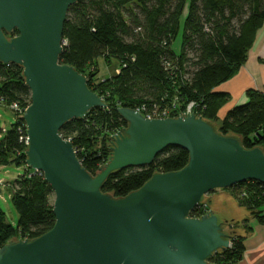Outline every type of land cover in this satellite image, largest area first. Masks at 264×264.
Listing matches in <instances>:
<instances>
[{
    "label": "water",
    "instance_id": "obj_1",
    "mask_svg": "<svg viewBox=\"0 0 264 264\" xmlns=\"http://www.w3.org/2000/svg\"><path fill=\"white\" fill-rule=\"evenodd\" d=\"M77 1L0 0V61L21 66L31 91L23 116L26 164L51 185L56 217L41 236L0 247V264H210L235 238L229 221L242 216L232 207L199 217L192 210L215 190L264 183V150L246 148L202 116L148 118L120 106L128 126L112 135L111 155L96 175L88 172L61 134L67 122L107 107L88 78L60 60L68 11ZM170 146L189 152L182 169L155 173L123 197L101 190L110 174L148 166Z\"/></svg>",
    "mask_w": 264,
    "mask_h": 264
},
{
    "label": "trees",
    "instance_id": "obj_2",
    "mask_svg": "<svg viewBox=\"0 0 264 264\" xmlns=\"http://www.w3.org/2000/svg\"><path fill=\"white\" fill-rule=\"evenodd\" d=\"M263 26L264 0H78L68 11L60 60L84 74L89 88L103 97L107 107L67 122L61 134L73 142L88 172L96 175L111 155V135L128 126L118 107L145 112L167 109L170 116L178 117L193 103L194 111L219 133L237 137L246 148L264 150V92L248 89L247 102L221 116L230 96L216 90L245 64ZM17 34L15 30L9 36ZM100 61L115 65L114 73L97 78ZM30 102L23 68L0 61V105L25 109ZM12 113L15 122L10 129H0V167L15 165L24 171L7 184L18 213L15 225L6 221L0 204V247L35 239L56 221L51 185L43 173L26 164L28 145L21 139L26 135L25 120ZM188 161L187 150L170 146L148 166L110 174L101 190L123 197L155 173L180 170ZM228 189L264 224V183L248 180ZM204 200L192 210L193 216L211 210ZM229 222L235 238L227 250L209 259L210 264H240L243 259L246 236L237 234L239 222ZM243 223L250 234L253 228L247 220Z\"/></svg>",
    "mask_w": 264,
    "mask_h": 264
},
{
    "label": "crops",
    "instance_id": "obj_3",
    "mask_svg": "<svg viewBox=\"0 0 264 264\" xmlns=\"http://www.w3.org/2000/svg\"><path fill=\"white\" fill-rule=\"evenodd\" d=\"M248 89H257L264 92V26L258 31L245 64L231 79L216 87L217 91L228 93L230 96L229 101L221 110V116H224L233 107L245 104ZM211 200L214 203L222 201L220 203L221 208H228L223 202L225 200L230 202L233 197L224 190H217L211 194ZM232 204L233 208L242 216L238 227H236L238 235L246 236L244 240L245 253L240 264H264V224L259 223L251 215V212L245 208L239 207L235 202ZM212 208L210 207V209ZM244 220H247L248 226L253 228L250 234H247Z\"/></svg>",
    "mask_w": 264,
    "mask_h": 264
},
{
    "label": "rangeland",
    "instance_id": "obj_4",
    "mask_svg": "<svg viewBox=\"0 0 264 264\" xmlns=\"http://www.w3.org/2000/svg\"><path fill=\"white\" fill-rule=\"evenodd\" d=\"M180 42H176L174 45V49L178 52L180 49ZM115 71V65L112 66H108L106 65L104 62L100 61V65H99V72L97 74V78L101 79L104 77H107L109 75H112ZM9 108V109H8ZM4 107L3 105H0V129L3 130V132H6L10 129L11 125L15 122V117L12 113V109L10 107ZM14 112V111H13ZM215 125L219 128L220 127V123L215 122ZM24 171L23 167H17L15 165H8V166H1L0 167V204L2 206V209L5 212V216H6V221L10 224H16V222L18 221V213L13 205V201H12V189L7 187V184L9 182H13L15 181L19 175L22 174V172ZM220 190H224V192H228V194L231 195V197H233V200L230 202L228 200H225L223 203L229 208L232 207L233 208V204L232 203H237V205L239 207H243L246 210H248L249 212H251L249 209H247L246 206L244 205H240L239 200L234 196V192L231 189H218V191ZM217 191V190H215ZM214 191V192H215ZM213 192L209 193L208 195H206V198L204 200V203H208L210 205V207H221L220 203H222V201L220 203L218 202H213L211 200V194ZM54 200V197H53ZM208 205V206H209ZM205 209V208H204Z\"/></svg>",
    "mask_w": 264,
    "mask_h": 264
},
{
    "label": "built area",
    "instance_id": "obj_5",
    "mask_svg": "<svg viewBox=\"0 0 264 264\" xmlns=\"http://www.w3.org/2000/svg\"><path fill=\"white\" fill-rule=\"evenodd\" d=\"M193 106H194V104L191 103V104L187 107L186 111L183 112L181 115L186 114V113H191V114H195L196 116H201L200 114H197V113L194 111ZM9 107L14 111V113L16 114V116H17L18 118H23V119H24L23 116H24V113H25L26 108H25V109L19 108V106H18L17 104H12V105H10ZM137 110L140 111L144 116H146V117H148V118H164V117H172V116H170V114H169V110H167V109L160 111L159 108H157L156 110L151 111V112H149V111L145 112V109H144V108H137ZM188 111H189V112H188ZM192 112H193V113H192ZM181 115H180V116H181ZM22 128H23V127H22ZM24 129L26 130V135L22 136L21 139H23V140L25 141V143L28 145V141H27V140H28V135H27V127H26V123H25V125H24ZM24 129L21 130V132H23ZM118 131H121V130H118ZM118 131L115 132V133H113L112 135H115L116 133H118ZM112 135H111V143L115 141V138H114ZM112 146H113V143H112ZM76 151H77V153H78V150H76ZM33 171H34V170H33ZM34 172H35V171H34ZM35 173H36V172H35Z\"/></svg>",
    "mask_w": 264,
    "mask_h": 264
}]
</instances>
